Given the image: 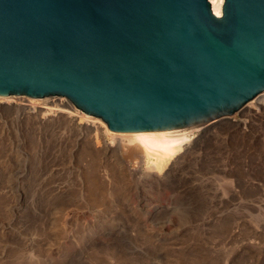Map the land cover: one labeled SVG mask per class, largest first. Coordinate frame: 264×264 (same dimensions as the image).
Here are the masks:
<instances>
[{"label":"rangeland","instance_id":"374dc122","mask_svg":"<svg viewBox=\"0 0 264 264\" xmlns=\"http://www.w3.org/2000/svg\"><path fill=\"white\" fill-rule=\"evenodd\" d=\"M8 97L10 107L0 105V264H264V92L257 110L221 117L167 177L148 175L126 145L103 159L107 134L95 151L78 119L45 121L32 108L71 102L65 96Z\"/></svg>","mask_w":264,"mask_h":264},{"label":"water","instance_id":"95a60500","mask_svg":"<svg viewBox=\"0 0 264 264\" xmlns=\"http://www.w3.org/2000/svg\"><path fill=\"white\" fill-rule=\"evenodd\" d=\"M264 92V0H0V96H65L113 132L231 115Z\"/></svg>","mask_w":264,"mask_h":264},{"label":"bare ground","instance_id":"6f19581e","mask_svg":"<svg viewBox=\"0 0 264 264\" xmlns=\"http://www.w3.org/2000/svg\"><path fill=\"white\" fill-rule=\"evenodd\" d=\"M210 2H211V7H212V10L214 11V13L219 15L220 11H221V5H222L223 0H210ZM8 96H10V95H8ZM8 96H0V105H2L3 107H5V106L10 107V97H8ZM257 99H258V97H255V98H253V100H250L246 104V107H245L246 113L255 111L254 110L255 107H256L255 108L256 110H257V108H259L260 102L257 101ZM30 100L32 101V99H30ZM55 100H51V99L49 101L48 100L47 101L40 100V102H37L36 105L33 104L32 108H34V110L37 112L36 114H41L45 121H50V120L55 121L56 120V121L60 122V121L64 120V121L69 122V121H73L75 119H78L80 121V123L82 124V126L85 129L87 128V130L90 131L89 133L92 132L91 136L93 139V145L95 147V151H98V149L100 148V145H104V143L101 144L102 140L100 141L99 138H101L102 134H104V133L107 134L112 139V140H110L112 142H110L111 143L110 145L107 144V145H105V147H102V150H103V151H101L102 157L103 156L108 157L110 155V154L108 155L109 152L116 151V153H117L118 151H120L119 150L120 145L121 146L126 145V146H124V148H122L124 155L128 156L129 159H132L134 163H136V162L137 163H141V162L145 163L146 168L148 170V175H153L154 173H158V174H164L167 177V176H170L171 174H173L174 171L176 170V168H178V166L184 162L185 155L195 154V151L198 149L197 144H199L198 141L200 140V138H202L205 134H207L209 132H213L218 128L220 129L221 125L223 124L222 118L217 117V118L211 119L207 122H203L200 124L171 128V129L141 131V132H127V133L113 132L107 128L105 122L102 121V119H100L96 116L87 115V114L77 110V108H74L72 103L69 101H65L62 99H55ZM41 121H42V118H41ZM49 125H51V124L49 123ZM80 129H81V127H80ZM87 130H85V131H87ZM83 131H84V129H83ZM125 142H126V144H125ZM88 148H90V147H88ZM84 149H86V148H84ZM84 149L79 150V152L80 151L82 152V150H84ZM86 151H88V149ZM89 151H90V156H92L91 153H93V151L92 150H89ZM79 152L76 151L77 154H80ZM99 152H97V155ZM86 153H89V152H86ZM86 153H84V154H86ZM93 155H96V154L94 153ZM117 155H119V156H115L117 159H114V161H115V163L118 162L117 164H121V163H119V162H121V158H122L121 152H120V154H117ZM87 156L88 155H86L85 157H87ZM98 156H97V158H98ZM92 157H91L92 160L88 157L91 160V163L93 161ZM102 157H100V158H102ZM104 157H103V159H104ZM74 158H76V157H74ZM77 159H78V157H77ZM95 159H96V157H95ZM87 160L88 159H86V163H87ZM88 163H89V161H88ZM88 163L86 164L85 167H87V165L90 164V163L89 164ZM93 163H92V165L90 164L88 166L89 170L86 168L87 169L86 171L93 173V178H90V179H93L95 181H92V180L90 181L89 179L85 178V176H84V178L87 179L88 183H90V184H88L89 185L88 188H90V191L93 193V195L95 194V197H97L99 195L98 192H102V187H101V183L98 182L99 179L96 181V179H97L95 176L96 169H95V163L94 164ZM90 170H92L94 172H92ZM90 173L88 175H90ZM121 174H122V172H121ZM88 175H86V176H88ZM112 175L113 174H111V176ZM123 175L124 174H122L120 176V180L122 182V183L120 182L121 184L125 183L124 177H122ZM115 176H116V174H115ZM112 183H114V182H112ZM90 198H92V197H90ZM238 218L246 225L250 223L249 220L243 218V216L241 218L240 217H238Z\"/></svg>","mask_w":264,"mask_h":264}]
</instances>
